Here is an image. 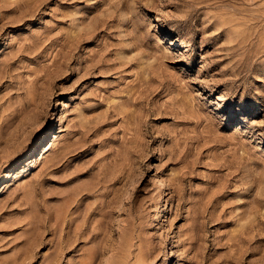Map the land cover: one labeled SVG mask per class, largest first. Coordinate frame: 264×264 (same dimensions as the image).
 Returning a JSON list of instances; mask_svg holds the SVG:
<instances>
[{
  "label": "rangeland",
  "instance_id": "obj_1",
  "mask_svg": "<svg viewBox=\"0 0 264 264\" xmlns=\"http://www.w3.org/2000/svg\"><path fill=\"white\" fill-rule=\"evenodd\" d=\"M0 264H264V0H0Z\"/></svg>",
  "mask_w": 264,
  "mask_h": 264
},
{
  "label": "bare ground",
  "instance_id": "obj_2",
  "mask_svg": "<svg viewBox=\"0 0 264 264\" xmlns=\"http://www.w3.org/2000/svg\"><path fill=\"white\" fill-rule=\"evenodd\" d=\"M171 244H172V243H171ZM171 246L173 247V245H171ZM172 247H171V248H172Z\"/></svg>",
  "mask_w": 264,
  "mask_h": 264
}]
</instances>
